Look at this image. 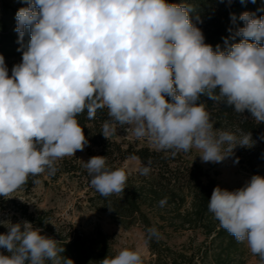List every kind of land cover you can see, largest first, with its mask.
Here are the masks:
<instances>
[{"label":"clouds","instance_id":"1","mask_svg":"<svg viewBox=\"0 0 264 264\" xmlns=\"http://www.w3.org/2000/svg\"><path fill=\"white\" fill-rule=\"evenodd\" d=\"M24 2L15 31L19 41L26 32L30 39L18 49L22 60L11 75L0 55V196L11 198L30 176L55 175L58 161L84 150L88 140L77 117L85 110L94 119L107 109L106 139L112 125H127L157 151L175 156L195 149L202 162L221 163L237 146L255 143L250 132L214 128L207 105L198 101L204 95L264 123V16L243 12V27L213 48L192 22L188 3ZM231 18L235 22V14ZM149 165L139 168L141 175L150 173ZM84 167L101 196L124 193L123 168L108 167L104 156ZM208 211L264 264V176L252 175L233 190L216 186ZM3 223L0 248L9 254H0V264H72L61 256L64 248L30 222ZM158 236L156 228L147 230L149 240ZM100 262L143 264L139 250L129 249Z\"/></svg>","mask_w":264,"mask_h":264},{"label":"trees","instance_id":"2","mask_svg":"<svg viewBox=\"0 0 264 264\" xmlns=\"http://www.w3.org/2000/svg\"><path fill=\"white\" fill-rule=\"evenodd\" d=\"M169 3H188L194 8L190 13L192 22L199 27L204 36L205 42L213 48L217 44L224 46L223 38L231 36L237 27H243L239 16L245 12H252L256 17L264 16V0H168ZM231 14H235L233 22ZM199 17V21L197 20ZM202 21V22H200ZM232 29V32L229 31ZM239 38H237L238 42ZM10 45H15L6 36H0V55L6 57L5 51ZM11 75V71H9ZM205 103L207 110L211 113L214 128L236 132L237 129L243 132H250L253 141H260L264 149V123L256 124L249 113L243 116L235 113L233 108L226 103L217 105L207 96L201 95L198 103ZM78 122L84 130L88 140V154L93 156H104L106 162L122 164L127 159H136L139 163L149 165L151 171L148 175L139 174L135 183L127 178L124 193L112 194L108 197L101 196L90 184L91 177L88 175L83 164L77 158H64L57 163L58 171L55 175H48L52 180H57L61 175H69L80 178L85 176L86 185L93 192L91 202H95L104 213H110L124 227L135 222L143 224L145 231L150 227L148 210L156 208H172L174 216L178 220L175 229L200 231L206 239L203 250L199 254L201 264H244L240 259L239 244L233 236L219 226L213 214L208 211L215 180L198 164L188 160L189 152H179L175 156L168 151H157L146 146L117 142L113 139V128L121 126L112 125L108 139L102 132L105 121L109 119L107 109L98 110L94 119H88L87 110L80 114ZM240 133H237L239 135ZM244 147V146H243ZM245 153L241 157L242 162L255 175L264 176L259 167H264V155L258 154L254 148H244ZM41 175L29 177L28 182L19 189L29 192ZM166 198L164 206L160 201ZM20 214L35 228L44 229L49 232L57 241V246L64 248L61 256L72 260V264H101L106 256L113 257L110 238L97 230L91 237L74 230L71 226L67 231L50 228L44 216L30 214L27 207L20 210ZM146 243L153 254H158L157 244L146 236ZM8 255L9 253L6 252ZM257 257V256H256ZM258 261L259 258L257 257ZM209 261V262H208ZM172 260L171 264H174Z\"/></svg>","mask_w":264,"mask_h":264},{"label":"rangeland","instance_id":"3","mask_svg":"<svg viewBox=\"0 0 264 264\" xmlns=\"http://www.w3.org/2000/svg\"><path fill=\"white\" fill-rule=\"evenodd\" d=\"M24 0H0V36H6L15 45L6 49L5 63L11 71L12 67L22 60V45L26 48L30 39L26 32L23 41H19L16 28V12L21 7H26ZM113 139L117 142L146 146L156 150L147 139H137L130 126L121 125L113 128ZM244 148L254 150L264 155V149L260 141H255L252 146H237L232 155L221 163L202 162L197 150L189 151L188 160L200 165L211 178L215 180V187L233 190L243 186L252 175H255L241 160ZM88 146L83 151H77L68 159L77 158L79 163H84L91 157L88 154ZM239 162L236 163V159ZM112 169L123 168L127 178L133 183L140 176L139 168L142 165L136 159H127L122 164L107 162ZM264 172V167H259ZM38 183H35L29 192L16 190L10 194L11 198L0 196V234L7 232L3 222L22 223L27 221L21 216L20 210L27 207L30 214L44 216L47 225L63 232L71 226L74 230L91 237L97 230L110 238L113 253L116 255L122 249L139 250L143 264H201L199 254L203 250L205 236L200 231L175 229L178 220L174 216L172 208H156L148 210L150 227L158 230V238H153L157 244L158 254H153L146 243L147 231L140 222H135L124 227L110 213L102 212L96 203L91 202L93 192L86 185L85 176L61 175L57 180H52L46 174H41ZM34 229L35 228L33 226ZM41 235L53 239L54 237L44 229ZM240 259L244 264H260L257 257L250 253L245 244H239ZM7 250L0 248V254H6ZM209 262V261H208Z\"/></svg>","mask_w":264,"mask_h":264}]
</instances>
